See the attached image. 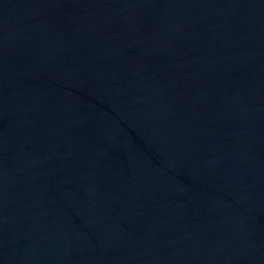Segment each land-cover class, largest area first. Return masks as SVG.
Here are the masks:
<instances>
[{
	"label": "water",
	"instance_id": "obj_1",
	"mask_svg": "<svg viewBox=\"0 0 264 264\" xmlns=\"http://www.w3.org/2000/svg\"><path fill=\"white\" fill-rule=\"evenodd\" d=\"M0 264H264V0H0Z\"/></svg>",
	"mask_w": 264,
	"mask_h": 264
}]
</instances>
